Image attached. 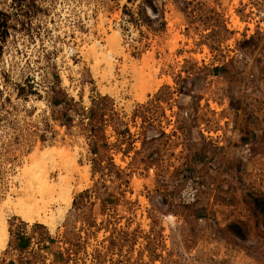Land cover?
Returning <instances> with one entry per match:
<instances>
[{
    "label": "rangeland",
    "instance_id": "1",
    "mask_svg": "<svg viewBox=\"0 0 264 264\" xmlns=\"http://www.w3.org/2000/svg\"><path fill=\"white\" fill-rule=\"evenodd\" d=\"M49 145L88 182L53 232L7 208L0 264H264V0H0V204Z\"/></svg>",
    "mask_w": 264,
    "mask_h": 264
},
{
    "label": "bare ground",
    "instance_id": "2",
    "mask_svg": "<svg viewBox=\"0 0 264 264\" xmlns=\"http://www.w3.org/2000/svg\"><path fill=\"white\" fill-rule=\"evenodd\" d=\"M99 21L104 20L99 18ZM98 30L99 34L105 36V44H102L101 40L93 39L88 46H82L80 52L82 54L87 53L88 55H91V58L93 57L94 62L91 66L95 77L98 76L96 67L100 62H104L103 64H105L106 67V72L102 73L103 78L112 77L114 67L113 56L114 54H119L122 51L120 46V32L118 30H114L109 34H106V31L101 23L98 24ZM126 58L127 55H124V60ZM75 71H77V69ZM65 77L66 76L63 77L64 81H66ZM162 81V78L156 79L153 77L145 81L144 85L139 84L140 89H138L139 91L137 90L135 94L137 99L143 100L145 98V92L147 90L150 92L154 91ZM58 158L62 160L60 161L63 163V167L66 169H64L65 171H67L68 168H73L75 171L79 172V180L75 185L70 183V174H63L62 172H60L54 180H48V173L46 174L45 169H47L46 167L48 165L54 164ZM63 167H61V171ZM86 167L82 166L81 168L75 158L61 146L49 145L42 150L35 151L30 155V157L25 158L22 168V174L25 176V181H20L23 185L22 188H20L22 195L15 197L13 192L12 196L10 193L11 191H8L3 202L0 204V247L4 248L8 239L5 216L7 208H13L15 214L19 215L23 221L29 224L36 222L42 223L48 227L50 232H53L56 223L62 221L65 211L71 204L73 199V190H80L85 186V183L87 184L88 173L86 172ZM52 168L53 167H51V169ZM48 197L54 198V201L56 202V206L54 208L47 204V200V202L45 201Z\"/></svg>",
    "mask_w": 264,
    "mask_h": 264
},
{
    "label": "built area",
    "instance_id": "3",
    "mask_svg": "<svg viewBox=\"0 0 264 264\" xmlns=\"http://www.w3.org/2000/svg\"><path fill=\"white\" fill-rule=\"evenodd\" d=\"M24 264H29L27 261L26 263ZM34 264H71V260H56V259H53L52 257H45L43 258L42 260L38 261V260H35ZM82 264V263H80Z\"/></svg>",
    "mask_w": 264,
    "mask_h": 264
}]
</instances>
